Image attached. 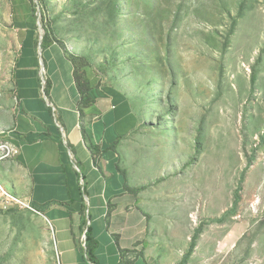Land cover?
Wrapping results in <instances>:
<instances>
[{
    "label": "rangeland",
    "instance_id": "rangeland-1",
    "mask_svg": "<svg viewBox=\"0 0 264 264\" xmlns=\"http://www.w3.org/2000/svg\"><path fill=\"white\" fill-rule=\"evenodd\" d=\"M13 2L0 0V138L20 14L79 75L130 94L142 125L126 162L156 263L264 264V0H33L34 20ZM55 248L48 222L0 192V264H59Z\"/></svg>",
    "mask_w": 264,
    "mask_h": 264
},
{
    "label": "crops",
    "instance_id": "crops-1",
    "mask_svg": "<svg viewBox=\"0 0 264 264\" xmlns=\"http://www.w3.org/2000/svg\"><path fill=\"white\" fill-rule=\"evenodd\" d=\"M13 1L28 15L29 2ZM27 18H15L16 107L0 139L20 154L13 169L0 172L6 186L50 224L59 264H94L86 253L89 229L96 264H157L152 215L126 162V141L142 125L130 94L86 69L90 89L82 92L70 53L53 38L40 48Z\"/></svg>",
    "mask_w": 264,
    "mask_h": 264
},
{
    "label": "trees",
    "instance_id": "trees-1",
    "mask_svg": "<svg viewBox=\"0 0 264 264\" xmlns=\"http://www.w3.org/2000/svg\"><path fill=\"white\" fill-rule=\"evenodd\" d=\"M30 5H31V9H30L29 13H31V17L34 20L36 18L35 17L36 11H35V6H34L33 0H31ZM30 24L33 26V28L35 30H37V24H36L35 20L32 21V23H28V24H25V25L27 26V25H30ZM21 27H22V25H21ZM45 29H46V34H45V37H44V40H43V48L49 43V41L52 38L51 37V31H48L47 27H45ZM72 59H73V57H72ZM73 62H74L75 67H76L75 75H76V79H77L79 88L81 89L82 92H88L89 89H90L88 81L85 78H83L81 75H79V73H78L79 68L77 67L76 61L74 59H73ZM86 253H87V258L89 259V261L91 263L96 264L95 257H94V240L92 239V235H91L90 229L88 230V232L86 234Z\"/></svg>",
    "mask_w": 264,
    "mask_h": 264
},
{
    "label": "built area",
    "instance_id": "built-area-1",
    "mask_svg": "<svg viewBox=\"0 0 264 264\" xmlns=\"http://www.w3.org/2000/svg\"><path fill=\"white\" fill-rule=\"evenodd\" d=\"M0 153H1V157H0V160H6V159H15L19 156L20 154V149L13 145L11 142L9 141H4V142H1L0 143ZM0 192L2 194V196L4 197L5 199V203L7 205H10L11 202H14V203H17V204H20V205H23L29 209H31L32 211H35L33 210L29 205L25 204L23 200L13 196L12 194H10L8 191H6L0 184ZM36 212V211H35ZM50 225V224H49ZM52 228V227H51ZM56 246V245H55ZM56 250V253H57V258L59 259L58 255V250H57V247L55 248Z\"/></svg>",
    "mask_w": 264,
    "mask_h": 264
},
{
    "label": "water",
    "instance_id": "water-1",
    "mask_svg": "<svg viewBox=\"0 0 264 264\" xmlns=\"http://www.w3.org/2000/svg\"><path fill=\"white\" fill-rule=\"evenodd\" d=\"M41 32H42V26H41ZM43 40H44V34L41 33V39H40V42H39L40 48H42Z\"/></svg>",
    "mask_w": 264,
    "mask_h": 264
}]
</instances>
